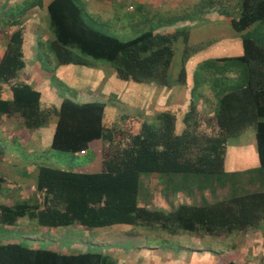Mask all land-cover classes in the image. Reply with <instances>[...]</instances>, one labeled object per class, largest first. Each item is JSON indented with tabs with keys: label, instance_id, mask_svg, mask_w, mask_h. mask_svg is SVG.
<instances>
[{
	"label": "trees",
	"instance_id": "16d2710c",
	"mask_svg": "<svg viewBox=\"0 0 264 264\" xmlns=\"http://www.w3.org/2000/svg\"><path fill=\"white\" fill-rule=\"evenodd\" d=\"M235 9L237 16H231L229 23L241 35L243 53L219 60L227 59L238 65L241 82L219 94L212 117L200 116L192 105L183 118L184 129L176 132V114L160 111L152 122L142 121L138 132L120 131L119 143L112 147L113 131L103 123L104 102L63 99L50 147L81 153L89 149L91 141L99 139L106 142L100 149V167L89 171L95 162L74 169L37 165L33 196L24 201L0 202V226L8 229L24 219L50 231L67 226L132 225L169 234L210 236H229L258 227L264 221V190L257 191L253 182L242 193L234 190L228 198L207 201L198 193L200 186H183L193 179L177 178V174H202L201 184L209 181L210 174H223L227 139L248 128L255 130L257 156L264 167V35L258 33L264 29V0H240ZM47 12L53 34L49 49L58 64L83 66L87 63L83 57L88 56L110 63L122 80L168 85L173 42L180 35L187 42L186 30L173 34L143 31L122 40L94 27L77 0H52ZM220 13L229 16L224 10ZM251 25L256 34L245 32ZM21 45V31L11 32L0 58V88L7 86L11 95L10 98L0 95V125L15 120L33 128L43 124L47 115L42 112L40 92L17 78L25 66ZM191 49L185 45L186 53ZM178 79H185L183 65ZM2 154L0 148V158ZM142 176H149L148 181L154 184L162 179L165 188H180L179 192H186H180L182 195H190L195 201L174 203L169 210L142 204L141 183L145 180ZM6 181L0 174V196ZM194 187L198 190L196 197L191 192ZM242 255V250L234 249L221 255L214 264H246ZM0 264L112 262L98 251L62 253L5 240L0 242ZM249 264L264 263L253 260Z\"/></svg>",
	"mask_w": 264,
	"mask_h": 264
},
{
	"label": "rangeland",
	"instance_id": "374dc122",
	"mask_svg": "<svg viewBox=\"0 0 264 264\" xmlns=\"http://www.w3.org/2000/svg\"><path fill=\"white\" fill-rule=\"evenodd\" d=\"M240 0H229L228 1V7L224 6L223 9L225 12L229 13V16L235 15L237 16L236 12L237 9V2ZM218 5H214L213 7L218 8L220 10L221 5L219 2H223L222 0H217ZM208 0H199V8H202L204 6H207ZM191 6V5H187ZM138 7V6H137ZM197 7V6H195ZM222 9V10H223ZM155 8H152L150 12H143L144 15V21L142 20L141 24L135 20V15L138 12L136 9V13H122L121 15H118V20H114L111 17H108L110 21H100V23L97 25L98 27L102 28L104 31L108 32L109 34H116L120 39L127 40L130 39L143 31L147 29H151L152 31H156L159 33H166V34H173L174 31L179 30H186L185 28H188L189 26H178L179 21L178 18H181L182 15H178L179 12L177 11H168L167 9H164V11H155L152 13L151 11H154ZM219 12V11H218ZM150 15V16H149ZM149 16V17H148ZM185 16L191 21L195 19V17L199 16V13L196 11L190 12L188 14H185ZM227 16V15H224ZM126 17V18H125ZM139 19V18H138ZM149 19V20H148ZM129 21V22H128ZM131 21V22H130ZM127 27L123 34L117 33L118 29H115L113 25ZM130 25V26H128ZM113 26V28H110ZM254 25H251L248 27L245 32H251L252 31L256 34L257 30H254ZM230 34H234V36H239L233 29L229 26ZM258 33H263L264 35V29L260 30ZM176 38L173 42V49H174V55L171 62V68L169 69V75L174 73V76L179 77V73L182 68V60L184 55L188 54L191 55L193 53L192 51L188 50L187 53L185 52V43L183 42V38ZM216 40V47L217 49L213 52V55H227L226 53L229 52H221L220 46L222 43V38L220 36H215ZM225 38V37H224ZM48 39H41V45L38 46L36 49L39 52V57L36 58L40 60L39 63H35V68L42 73L48 74L50 71H57L59 70L61 73H64L65 70H68L73 67V65H61L58 64L54 58L53 53L50 51L49 46H47ZM214 42V40H213ZM212 42V43H213ZM172 44V43H171ZM225 42L223 39V46H225ZM192 48V47H191ZM187 55V57H188ZM213 57V56H212ZM224 58L226 56H223ZM227 58V57H226ZM83 59L87 61L86 66H80L77 71L72 73V76L75 77V80L71 78V76H65V73L62 74V80H56L54 78H50L48 74V78L50 79V88L58 94L60 97H70L71 91H73L72 88H76L81 91V88L84 89V91L79 92L78 95L76 94L77 100H84V99H90L94 101H101L103 100L106 107L110 108V112L108 113L106 117V125L112 129L114 134V142H111L112 147H115L117 143H119V132L124 130H128L129 132L133 133L136 130H138L140 124L142 121L152 122L154 115L157 113L155 110L153 111V107H157L155 102H150L145 107V102H148L144 99L142 94L146 91V82H135L131 80H122L118 77L116 69L111 68L109 64H105L104 66H101L103 61H95L93 58L84 56ZM35 61V59H34ZM96 62H100V65H97L95 67H91L92 64H96ZM89 64V65H87ZM204 65L198 67L196 69V80H198V84H200L201 79H206L207 83L203 86H198L194 88V90L191 93V97L194 101L199 99V96L201 95V89H205L206 87L212 88V84H220L217 88L218 91H223V89H227L228 87H232L235 85V82L233 79H230L231 74L234 72H237L240 76V70L239 66L233 63L230 60H219L212 58L206 62L203 63ZM72 70V69H71ZM58 72V71H57ZM116 72V73H115ZM229 72V73H228ZM221 74L220 81H216V75ZM238 75L234 76V79L238 82ZM39 78V77H38ZM229 78V79H227ZM174 81V78L170 77V80ZM241 79V78H240ZM78 81V82H77ZM110 81V82H108ZM180 81V80H179ZM71 82H74L71 84ZM77 82V83H75ZM108 83V84H107ZM151 83V82H148ZM151 85V84H150ZM35 87V84L33 85ZM227 86V87H226ZM156 86H149V88L154 89ZM180 87H178L179 89ZM183 89V87L181 86ZM151 89V95L155 94V91ZM167 92V90L165 91ZM220 92V93H221ZM4 93V92H3ZM209 93V92H207ZM95 96V97H93ZM99 96V97H97ZM72 97V96H71ZM105 97V98H103ZM194 103V102H193ZM57 101L56 100H50L45 99L42 102V108L46 116V121L48 120L47 125L39 124L36 127L38 130H42V133H39L38 135V143L37 147L33 148V137H31L32 133H26L24 132V128L26 126L23 122L15 121L13 120L10 122L9 127L14 126L13 128V134L11 136L12 139H14L13 142H11V146L9 145L7 148L3 149V146H1V142H3L2 138L7 137V133H0V148L3 150L2 158H6V161H17L19 164H25V165H16L23 169L25 177L23 180L18 178L15 175H8V179L6 181V184L4 186L3 194L0 196V202H12V201H24L28 200L29 196H33V193L35 192L34 187V181L37 173V165L39 164H45L50 165L54 167H60L65 169H74L81 167L83 163H85L87 160H92V162H95V166L89 168L88 170H97L100 167V149L103 145L106 144L104 141H99L91 146L90 150L85 151L84 153H70V152H62L58 150H54L50 147V137L52 133L53 126L49 125L52 124L54 121V116L57 114ZM149 107V108H148ZM149 109V110H147ZM190 109V105L188 107V110ZM194 111L199 115L201 111L194 108ZM212 110L208 109L207 113H210ZM183 114V113H182ZM202 114V113H201ZM50 115V116H49ZM181 118V117H180ZM52 126V127H51ZM180 126V125H179ZM183 126V125H182ZM182 126L179 128L178 131L182 128ZM38 132V131H37ZM29 136V137H28ZM28 137V139L26 138ZM40 140V141H39ZM39 146V147H38ZM11 149V152H10ZM254 155V157L257 156L256 151V140H255V132L254 128H248L244 132H242L240 135L232 136L227 139V156L228 158H241L243 156L246 157L248 154ZM99 157V159H98ZM1 159V158H0ZM2 160V159H1ZM0 160V161H1ZM19 161V162H18ZM229 163V159L227 160ZM92 162L86 166L82 167H89L92 166ZM231 162V161H230ZM10 166V165H9ZM13 166V165H12ZM7 165H1L0 163V173L4 172ZM28 170V171H27ZM235 170L231 171V173H227L229 177V181H236L237 178H245L248 176H252L254 174L253 172H242L241 174L233 175ZM18 174V173H17ZM202 174H188V175H178L177 178H179L180 181L186 179H193L188 180L183 184V186H189L191 187L192 184H195L198 187V189H203L202 187H205V189H209L211 193L208 195V200L215 198L214 196L217 195L218 187L214 185H221L222 179L221 175H212L210 174L208 178V182H204L200 184ZM220 176V179H216ZM217 180V183H213V181ZM193 181V182H192ZM214 184V185H213ZM225 185V182L222 183ZM180 189V188H179ZM178 189V190H179ZM184 189V188H183ZM194 189H197L194 187ZM236 190V189H234ZM183 191V190H181ZM181 196V193L179 194ZM188 199V198H187ZM187 199L181 198V201H188ZM174 201L177 203H180L179 198L177 195H174ZM194 202V201H193ZM192 203V202H188ZM155 207V204H154ZM115 230H118V232L126 236V240L123 241L124 247L126 249H122L123 246L120 247V251L124 252L131 257H135V261L132 262V264H138L143 257V255H150V253L153 252V249L155 247L161 248L162 245H170L166 248H175L178 246V244L182 245V251L181 252H189L192 247H199L200 249H203L205 251H208L207 254L212 259V264L216 263L221 255L230 253L234 249L242 250V261L246 264H249L253 260H261L264 263V221L261 222V224L256 228L248 229L241 233H233L232 235H229L227 237H218V236H210V235H195V234H186V233H180L179 236L175 237H166L165 240H162L161 237H153L154 234H166V232H161L162 230L154 229L149 230L145 229L140 226H132V225H114L113 226ZM5 227L0 226V232ZM43 227H38L34 224L29 223L28 221H25L24 219L18 220V222L8 228L10 231L9 240L7 241H15V242H21L26 245V241H24L28 236V233H32V231H37V238L45 240L46 235H50L51 233L47 232L49 230H46V232L42 231L40 232V229ZM64 228L65 234L67 233V236L64 235V233H59V231H53L52 234L57 235L56 240V246L61 247V243L63 241L68 242V238L76 237L78 235L77 229H74L72 227H62ZM66 228H70L69 230ZM110 227H101V228H85L86 231L93 230L95 232H99L100 235L109 232L112 229H108ZM7 230V228H5ZM49 229V228H48ZM44 230V229H43ZM68 230V232H67ZM151 231V232H150ZM148 232V233H146ZM137 233H146V235L150 236H141L137 235ZM2 234V233H1ZM6 234L4 233V236ZM137 235V236H136ZM68 237V238H66ZM120 238V237H118ZM24 239V240H23ZM5 241L3 238H0V242ZM74 242V241H73ZM115 243L120 242L118 240H114ZM194 243L195 244H189ZM189 246H187V245ZM74 245V244H73ZM68 245L70 249L75 248V246ZM161 246V247H160ZM83 247V246H81ZM88 247V246H84ZM82 249V248H80ZM129 252V253H128ZM193 252V251H191ZM215 260L213 261V259Z\"/></svg>",
	"mask_w": 264,
	"mask_h": 264
},
{
	"label": "crops",
	"instance_id": "0c3cea01",
	"mask_svg": "<svg viewBox=\"0 0 264 264\" xmlns=\"http://www.w3.org/2000/svg\"><path fill=\"white\" fill-rule=\"evenodd\" d=\"M51 1L52 0H0V58L2 57L5 47L8 43L9 34L15 30H20L21 36H22L21 47H22L25 66L23 70L19 73L17 78L19 81L25 82L31 85L32 88L38 90L40 92L41 102H43V100L45 99L56 100L57 101L56 106L58 110L60 103L65 98H68L76 102H84V101L87 102V101H93V100L88 99V97L87 99H84L82 101L77 100L76 94L78 95L79 92L84 91V89L82 88H81V91L76 88H72L73 91L69 93L72 97L71 96L70 97L69 96L60 97L49 86L50 79L48 78V74L50 78H54L58 81L62 80V74L64 73H65V76L70 75L71 78L75 80V77L72 76V73L74 71L76 72L77 69H79V67L82 65L69 64V65H73V67L68 70H65L64 73H61L59 70H57L58 72L50 71L48 74H46V73H42L41 71L35 68L36 66H38L35 63L40 62V60L36 59V58H40L39 52L37 51L36 48L42 44L41 39H48V41L53 40V34L49 28V15L47 12V5ZM216 1L217 0H208L207 6L199 8L200 6L199 0H77L78 4L84 9L86 15L89 17L88 20H91L93 22V26L101 31H104V30L97 26L100 23V21L108 22L111 20V19L109 20L108 17H111L114 20L115 19L118 20L117 19L118 15H121L122 13L124 14L136 13L135 12L136 9L138 10V12L135 15V20L137 21V23L139 22V24L142 23L141 22L142 20L144 21L143 12H150L152 8H155L154 11H151L152 13H154L155 11H161V10L164 11V9H167L168 11L175 10L179 12L178 15H182L181 18H178V20L180 21L177 24H179L178 26H181V27L189 26L188 28L183 27L187 31L186 44L192 47L190 51H192L195 48L193 50V53L191 55H188L185 63L183 64L184 70H185L184 81H179L178 77L174 76V73L169 75V69L171 68V64H170L169 69H168V78H167L168 85H160V84H156L152 82L151 83L146 82L145 84L146 91L142 94L144 99L148 101V102H145V107L148 104H150V102H155L157 107L156 108L153 107L152 108L153 111L154 110L156 112L171 111L176 114V126H175L176 132H180L185 127L183 118L185 116V113L188 111L189 105L190 106L193 105L194 108L196 107L197 109H199L202 113V114L200 113V116L212 117L214 113V108L217 102V98L221 92V91H218L219 89L217 90L220 84L218 85L216 83H213L212 88H210L211 86L209 88L206 87L205 89L200 88L201 95L199 96L198 100L194 101L193 98L191 97V93L194 90V88L197 87L198 89V86L200 87L207 83L206 79L204 80L201 79L200 84L201 83L202 84L201 85L198 84L199 81L196 80V72H195L196 69L204 65L203 64L204 62L212 58L222 59L224 58L223 56H226L227 58L235 57L243 53L242 40H241L240 33L235 31L237 34H239V36L238 35L234 36V34H230V31H229V26H230L229 22H230L231 16H228V15L224 16V14L220 13V10H222L224 6L228 7L229 0H222L223 1L222 3L219 2V4L221 5L220 10H218L219 7L218 8L213 7L214 5H218V2ZM187 5H191V6H187ZM193 11L198 12L199 16L195 17V19L190 21L185 16V14H188ZM113 26L115 29H118L117 33H121V34H123V32L126 29H128L127 27L122 28L121 24L119 27L117 25H113ZM113 26H111L110 28H113ZM145 31H151L154 34H160L159 32L152 31L151 29H147ZM110 35L118 37L116 34L115 35L110 34ZM215 36H220L222 38L220 50L222 53L229 52V53H226L227 55H213V52L217 49L216 43H215V40H216ZM223 39L226 44L225 46H223ZM47 46H49V42L47 43ZM100 64H101L100 62H96V64H92L91 67L93 68ZM105 64H109V66L113 68V66L110 63H106V62L103 63L101 66H104ZM83 66H86V65H83ZM235 75L237 76V73L233 72L231 74L230 79H233L236 84L237 81L234 79ZM170 77L174 78V81H172V79L170 80ZM220 77H221V74L216 75L217 82L220 81L221 79ZM240 78L241 77L239 76L238 82ZM73 83L74 82H71V84ZM34 84H35V87L33 86ZM153 85H155L156 87L154 89L152 88L151 89L155 91V94L151 95L150 93L152 91L149 88V86H153ZM181 86L183 87V89L181 88ZM178 87L180 88L178 89ZM166 90L167 92H165ZM0 95L3 98L11 97L10 93L7 90V86L0 88ZM101 101L104 102L103 100ZM208 109L212 111L210 113H207ZM109 112H110V108L105 106L104 116H103V123L105 126H107L106 117ZM56 114L57 115L54 116V121L52 122V124H49L53 126L51 137H50V144H51V138H52V134L54 131L55 123L58 117V113ZM46 122L48 123V120L44 121V124H43L44 126L47 125ZM9 125H10V122H4L3 124L0 125V133L2 132V134L3 133L8 134L7 137L2 138L3 142H1L2 143L1 146H3V149L7 148L9 145L11 146V142L14 141V139H12L11 136L13 134L12 132L13 128L15 127L14 126L9 127ZM181 126L182 128L180 129V131H178ZM138 130H136L135 132H138ZM41 131L42 130H38L37 127L24 128V132L32 133L31 137H33L34 139L33 148L39 145L37 144L38 138H39L38 135L39 133H42ZM28 137L26 138L28 139ZM99 141H100L99 139L91 141L89 145V149H87L86 151L90 150L91 146ZM10 152H11V149H10ZM84 152H81V153H84ZM1 159H0L1 165L2 166L7 165L6 167L7 169H5L4 172L0 173L2 176L6 178V180L8 179L7 177L8 175H15V174L21 180L25 178L22 176L24 175L23 169L18 166L15 167V163L16 165H25V164H19L17 163V161H14V162L6 161L5 160L6 158H1ZM228 159L231 162L229 161L228 163L227 161ZM91 162L92 160H87L85 163L81 165L86 166L90 164ZM233 170H235L233 175L241 174L242 172H246V173L253 172L254 174H252V176H248L245 178H237L238 180L236 181H229V179L227 178L229 177V175L227 173L230 174L231 171ZM223 171L224 172L223 174H221V178H224V179H222L221 185L218 186L219 188L217 191L218 193L217 195L214 196L215 198H213V200L230 197L234 189H236L237 192L242 193L243 191L241 190H245V188L248 185H250V183L252 182L253 184H255L257 191L264 190V167L260 165L258 156L254 157L253 153L246 155V157L243 156L241 158L231 159V158H228L227 156V144H226V149L224 153ZM142 179H145V180H142V183H141L140 202L141 203L143 202L142 204H147L148 206H151V207H154V204H155V207H158L163 210H169L173 207L174 203H177L176 201H174V195H177V197L180 200V203L184 202V201H181V198H184V197L185 199L188 198L187 203L193 202L190 195L184 196L182 195L183 194L182 193L181 196H179L180 192H182L181 190L179 192V190H174L172 188L171 189L165 188L164 180L162 179L160 180L158 179V181L155 180L156 182H158L156 184L153 183L154 181L152 182L148 181L150 179L149 176H142ZM223 182H225V185L222 184ZM34 186H35V181H34ZM34 186L32 185V187ZM183 192L185 191L183 190ZM191 192H193L194 197H196V193L198 192V190L193 189V191ZM198 193L202 194L204 196V199L205 198L208 199V195L211 193V191L203 187V189H201ZM72 228L77 229L78 235L73 238L66 237L68 238V242L63 241L61 243V247L56 246L57 243L54 242V240H56L57 235L52 234V231L50 230L47 232L51 234L46 235L45 240L37 238V236H40V235H37V230L32 231V233H28V236H26L27 238L23 240L27 242L26 245L28 246H31L34 248L46 247V248L53 249V250H56L62 253L63 252L64 253H76V252H85V251H98V252L103 253L106 257H108L109 262L111 261L112 264H132V262L135 261L134 259L135 257H131L130 255L120 251L121 246H123L122 249H126V247H124V244L125 245L127 244L123 243V241H125L127 237L121 235L122 233L120 234L118 230L114 229L113 226L108 228L112 230L102 235H100L99 232H95L93 230L86 231L84 227L72 226ZM63 229L64 228H61L60 230H58L59 232H57V234L59 233L60 235V233L61 234L64 233V235L67 236V233L65 234ZM66 229L69 230L70 228H66ZM8 231L10 230L8 229L6 230L5 228H3L2 231L0 232V238H3L4 240H9V237L7 236L9 235ZM41 231L42 233L46 232V230H42V229L40 230V232ZM4 233L6 234L5 236H4ZM146 233H139V234L137 233V235H141V236L145 235L147 237L150 236V235H146ZM180 233L182 232H177L176 234H169V233L164 234L163 233L160 235L156 233L153 235V237H161L162 240H165L166 237L179 236ZM183 233H186L189 235L192 234V233H187V232H183ZM195 235L200 236L201 234H195ZM218 237H227V236L225 235V236H218ZM114 240H118L120 242L115 243ZM71 244L72 245L74 244L73 246H75V248L70 249L68 245H71ZM189 244H195V242L194 243L189 242ZM84 246H88V247H84ZM167 246H170V245H162V247L160 246L161 248L155 247L153 249V252L150 253V255H143V257L141 258L138 264H212V259L207 254L208 251L200 249L199 247H192V249L189 252L187 251L181 252L182 251L181 244H178V246H176L175 248H171V249L166 248ZM214 260L215 258L213 259V261Z\"/></svg>",
	"mask_w": 264,
	"mask_h": 264
}]
</instances>
